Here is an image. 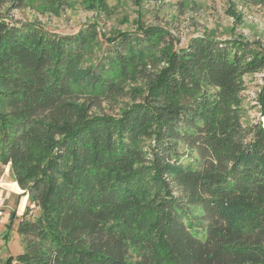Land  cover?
I'll list each match as a JSON object with an SVG mask.
<instances>
[{
    "label": "trees",
    "instance_id": "16d2710c",
    "mask_svg": "<svg viewBox=\"0 0 264 264\" xmlns=\"http://www.w3.org/2000/svg\"><path fill=\"white\" fill-rule=\"evenodd\" d=\"M97 26L0 15V163L28 196L24 250L0 264H264V75L258 121L242 96L263 43L205 32L174 50L139 27L93 61Z\"/></svg>",
    "mask_w": 264,
    "mask_h": 264
},
{
    "label": "rangeland",
    "instance_id": "374dc122",
    "mask_svg": "<svg viewBox=\"0 0 264 264\" xmlns=\"http://www.w3.org/2000/svg\"><path fill=\"white\" fill-rule=\"evenodd\" d=\"M24 0L19 7L10 3L0 6V15L9 22L22 26L33 23L47 31L60 35H75L80 29L94 23L97 46L93 61L108 48L106 38L120 32H138L139 27H160L171 33L166 42L174 50L187 46L189 40L205 32L220 39L244 35L264 46V0ZM234 5V6H233ZM240 14L239 20L233 14ZM88 64V63H87ZM264 73L243 77L242 92L246 119L258 121L261 116L256 97L262 85ZM130 94L118 100L103 103L105 113L117 114L130 101ZM107 105V106H106ZM99 108L93 107L92 112ZM264 123V119H262ZM188 158H186V161ZM28 205V196L13 180L10 165L0 163V259L17 256L24 250L23 237L18 225Z\"/></svg>",
    "mask_w": 264,
    "mask_h": 264
},
{
    "label": "built area",
    "instance_id": "2783aa9c",
    "mask_svg": "<svg viewBox=\"0 0 264 264\" xmlns=\"http://www.w3.org/2000/svg\"><path fill=\"white\" fill-rule=\"evenodd\" d=\"M3 216V212L2 210H0V218Z\"/></svg>",
    "mask_w": 264,
    "mask_h": 264
},
{
    "label": "crops",
    "instance_id": "0c3cea01",
    "mask_svg": "<svg viewBox=\"0 0 264 264\" xmlns=\"http://www.w3.org/2000/svg\"><path fill=\"white\" fill-rule=\"evenodd\" d=\"M18 185V184H17ZM18 188H19V186H18Z\"/></svg>",
    "mask_w": 264,
    "mask_h": 264
}]
</instances>
